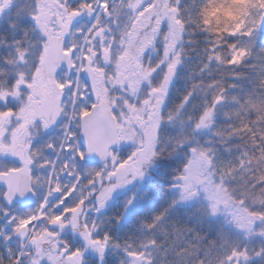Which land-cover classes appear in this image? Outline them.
Segmentation results:
<instances>
[{"label": "trees", "instance_id": "16d2710c", "mask_svg": "<svg viewBox=\"0 0 264 264\" xmlns=\"http://www.w3.org/2000/svg\"><path fill=\"white\" fill-rule=\"evenodd\" d=\"M170 1L179 9L178 18L185 25L170 56L172 60L179 53L180 63L161 108V131L155 141L153 160L147 166L149 178L141 187L119 195L99 211L100 240L105 235L109 239L96 263L129 264L135 253L149 256L146 264H264V24L260 21L264 11L257 6L259 0ZM33 7L14 6L0 15V91L13 90L20 76L36 80L34 65L40 33L30 23ZM213 10V23L206 25L204 13ZM236 24L243 25L245 31L251 30L252 37L239 32L233 37L221 31ZM160 34L163 38L166 32ZM230 45L248 51L242 62L224 63L231 58ZM18 49L30 55L26 62L17 57ZM215 53L221 59L209 60ZM165 73H155L154 85L162 82ZM111 83L105 80L107 86ZM190 92L192 95L184 102ZM109 93L113 95L112 91ZM218 94L222 99L214 104ZM13 99L7 104L1 101L0 112L13 107ZM209 107L213 108L211 121L197 128ZM194 152L209 157L217 188L227 196L229 207L224 209L233 210V214H225L221 206L212 211L203 202L186 203L173 197L178 192V178ZM7 163L0 168L7 167ZM14 166L19 164L9 167ZM95 167L100 170V165ZM0 205L10 209L2 199ZM14 208L32 211L31 206L17 204ZM235 214L241 216L240 224L234 220ZM241 230L248 232V240L238 235ZM66 235L65 241L71 244V234ZM16 241L19 248L24 247L23 240ZM233 242L241 251L238 259H223L230 257ZM32 257V251L23 253L24 264Z\"/></svg>", "mask_w": 264, "mask_h": 264}, {"label": "snow or ice", "instance_id": "6c2138e0", "mask_svg": "<svg viewBox=\"0 0 264 264\" xmlns=\"http://www.w3.org/2000/svg\"><path fill=\"white\" fill-rule=\"evenodd\" d=\"M176 3L178 4L179 0H176ZM97 6L104 10L105 15H110L112 9L115 7L109 4V0H79V3L75 6L72 5L69 0H39L32 9L33 17L30 23H34L35 30L40 33L39 47L37 49L36 63L34 65L36 74L39 75L40 72L39 64L41 57L48 54L50 50L53 52L52 58L55 61L53 67L58 66L61 62H65L69 69L68 75H71L73 70L77 73L72 80L58 81L54 78L52 69L49 70L50 74L48 79L49 84L52 86L51 91L53 97V107L50 111H39L32 107V105L38 103V101L35 100V96L38 94V88L36 87L35 81L24 83V76L17 78L16 84L13 86L14 90L9 89L0 91V101L7 104L10 96L17 100L20 99L21 93L19 87L21 85L30 90V94L27 95V102L21 101L19 109L8 107L6 111L0 112V154L10 155L20 162L19 166L0 168V183L4 185L3 190H0V199L11 204L17 197H24L28 193L34 194L33 185H38L40 178L33 175V166L39 169L46 167L51 169L46 180L48 193L44 199V203L39 206L37 213L29 214L25 218L12 216L8 220V223L16 221L13 230L16 234L23 236L28 232H33L31 243L36 246L37 250H39L40 245L46 241L52 243L54 254L48 255L49 264H84L83 251L80 248L71 247L66 241L60 240L59 232L51 231L49 228H45L40 232L33 231L35 225L41 221L46 222L48 225H58L60 228H64L65 223L71 225L72 229L83 237L88 247L94 248L103 256L109 237L105 235L103 240H96L93 238L97 225L92 223L91 227L89 226L86 219L87 214L84 211L86 203L94 198L96 201V211H99L104 208L105 202L109 199L113 190L121 183H127L125 176L129 172L133 176L142 177V165L150 163L151 157L155 154L152 151L153 145L151 143H139L125 159H121L118 153L111 152L110 148L113 143H117L125 138L133 141L134 144L137 143V137H139L140 141H143L144 130L147 126H151L156 133V138H159L161 128L156 125L161 117V108L166 96L168 84L174 74L176 65L180 63V55L176 53L175 57L168 63L167 72L159 87L152 89L154 94H161L154 105L156 111L149 114L148 125L143 121L137 120V123L140 125V130L133 133L131 131V129L135 127V124L132 123L133 117L124 111L118 113L115 106H113L110 117H106L101 111V106L105 101L94 88V77L85 81L82 85L79 75L81 72H88L91 77V69L88 67V64L91 62L92 57L97 54L94 51V47H90L88 52L85 53L82 49L79 52L77 51L78 45L75 41L71 46L67 47L63 46L62 43V38L69 31L73 18L84 12H87L91 16ZM257 6L264 9V0H259ZM129 7L135 9L137 5L131 3L130 0ZM149 7H151V5L144 3L140 4L137 10L143 13L146 12ZM167 7L172 13V15L169 16L171 31L175 33L176 40H180L182 38L185 22L183 19L177 18L179 14L178 8L172 5H168ZM213 15L214 10L206 11L204 13L203 22L211 26L213 23ZM52 16H55L57 19L53 21L51 19ZM232 18L235 19V17ZM260 21L261 24H264V15L260 16ZM53 23L59 26V31H55L50 27ZM159 23L160 21L158 19L157 24L159 25ZM92 29H96L92 36V40L103 33L104 28L100 15H97L96 22L92 25V28L89 29V32H92ZM210 30L215 31V28H210ZM221 31H227L228 34L233 37L236 36L238 32L248 35L250 38L253 35L251 30L245 31L244 26L240 24H236L232 29H221ZM85 39L88 43H92L87 37H85ZM220 39L221 37L217 38V45H219ZM230 47L232 49L230 54L231 58L224 60L226 64L240 63L243 58L248 55L246 49H237L235 45H230ZM171 50L172 45L170 44L165 51V57H167L168 52ZM18 51L23 61L25 52L19 49ZM213 52H215V49H213ZM213 58L220 60L221 56L219 53H215V56H209V60ZM78 61L79 63H77ZM160 63H163V61ZM207 66L208 65H205L204 67ZM153 72H156L155 68L144 69L143 79L149 80V83H151L149 76L150 73ZM157 75H159V73H157ZM69 91L71 92L72 117H70L68 123L64 124V142L60 145L59 149H56V146L52 143L45 145L48 149L57 150L58 152L63 151L64 153H72L69 160L63 161L58 172L54 161L48 158L41 159V149L33 146L31 129L33 127H42L46 130L57 122L58 117L62 114H67L63 104L64 95ZM191 95L192 93L190 92L184 98V102H187ZM221 99L222 96L218 94L214 99V104ZM142 103L144 106H148L151 104V100L144 99ZM183 106L184 103H182L181 107ZM144 110L146 109H141V111ZM212 114V107L206 109L201 115L196 127L206 126L207 123L211 121ZM12 116L16 117L15 123L11 120ZM125 118L127 127L129 128L127 133H117L115 135L106 136L103 145L97 144L94 137V132L96 130L108 129L113 121L115 122V127L119 128L121 125L125 124ZM37 119L40 121L39 124L36 123ZM168 119L171 120L172 116H169ZM73 120L77 122L76 131H73L70 126ZM78 140L80 143H77ZM85 147L86 151L82 150ZM146 149L148 150V155L145 157L143 153ZM193 151L195 150L193 149ZM86 152L96 153L102 160H105L104 169L92 170L86 176H81L76 171V167L72 161L79 160L87 163L85 159ZM204 155V153H201V156ZM108 163L112 165L111 170H108ZM65 171L68 172V175L74 177V182L69 186L62 187L58 182L59 174ZM54 175L55 179H53ZM105 177L110 181L107 186L104 185ZM113 180H115V182H111ZM98 183L100 184L99 189H97ZM97 191L99 192L98 195L96 194ZM185 192L187 193V189H185ZM54 194H59V198L50 201L49 197H53ZM50 203L52 206L49 208ZM0 210L3 211L4 216L8 215L7 209ZM213 211H215V207H213ZM82 216L85 217L83 221L81 220ZM156 219L159 220L160 217H156ZM152 226L153 225H149V227ZM5 238L9 239L10 237ZM49 238H54L55 242H52ZM132 255L136 254L132 253ZM233 255H237V253H233ZM0 264H3V262L0 261ZM13 264H24L22 255L20 258L14 260ZM33 264H38V261H33Z\"/></svg>", "mask_w": 264, "mask_h": 264}, {"label": "rangeland", "instance_id": "374dc122", "mask_svg": "<svg viewBox=\"0 0 264 264\" xmlns=\"http://www.w3.org/2000/svg\"><path fill=\"white\" fill-rule=\"evenodd\" d=\"M133 1H135L137 8L133 9L131 15V13L128 12L130 0H115L112 4L113 6H115L113 8V15H118V19L120 16L122 18L120 19V21H118V25L114 27V30L103 31V33L100 36H96L94 40H92V36L95 33L96 29L92 31L90 36L89 29L91 28V25L95 22V18L97 17V15H100V10L103 11V9H101L100 7L97 8L95 18L94 12L92 14L93 18H91V16L87 12H84L81 15L74 17L71 21V25L69 28L71 34L70 40L65 42V44H67V46H71L72 43L75 41L78 45L77 51L79 52L82 49L85 53L88 52V49L90 47H94V51L97 54L92 57L91 62L88 64V67L91 69V77L88 72H81L79 74L81 78V83L83 85L85 81H88L90 78L94 77V88L103 97L104 101L110 102L109 100H111L112 107L115 106V109L118 113L124 111L133 117L132 123L135 124V127L132 128L131 131L133 133H136L140 130V125L137 123V120L143 121L146 125H148L149 114L154 113L156 111L154 105L161 93L154 94L152 92L153 88H158L160 85H154V75L160 70H164L165 72H167L168 63L171 61L170 56L172 55L174 47L177 44V40L176 36L173 35L175 33L172 32L170 28L169 16L172 15V13L167 7L168 5H172L170 0H131V2ZM144 3L151 5V7H149L146 12L140 13L137 9L139 8L140 4ZM258 8L261 11V8ZM9 9L10 8L4 7V12L2 16H4V14ZM262 10L264 11V9ZM125 11H127L128 13H125L123 15V12ZM145 15H147V17H144V19L147 20V26L151 24L150 26L152 33L157 32V34L154 35L155 39L152 42L151 53L149 51L147 56L142 55L141 57H139V63L138 66H136V56L130 58L129 55L124 54L123 48L126 46L125 42L129 39L128 27L130 26V24L132 23V21L136 20L137 17H143ZM88 16H90V20H88ZM86 19L88 21L82 24L83 20ZM158 19L160 21L159 25L157 24ZM101 21L103 25L104 20L102 19ZM161 31L166 32L163 38L159 37V35H161ZM85 37H87L88 40H91L92 43H88ZM170 44L172 45V50L169 51L167 57H165V51L168 49V46ZM159 45H161L162 48H160ZM101 47L104 48L103 51H100ZM27 56L29 57L30 55L25 54V62ZM17 57H20V55H17ZM44 57L45 55L41 57L39 64V74L41 76H38V78H36V81L38 80L36 87L38 88L39 92L44 91L42 93L43 96L41 95L43 97V99L41 100L43 101V104H40V106H38L37 104L32 105V107L35 109L40 108L38 109L39 111H44V105L50 101V98H52V93H50L52 86L49 84V79L47 77L44 78L45 76H42L41 74L43 73L42 71H44ZM161 61H163V63H160ZM77 63H79V61ZM150 68L156 69V72L150 73L149 79L151 83H149V80L143 79L144 69ZM68 73V67H63L59 73L54 75V78L58 81H67L72 80L77 75L74 70L71 72V75H68ZM35 75L37 76V74ZM24 77V83H29L33 81L28 79L26 76ZM107 79H109L110 81L114 79V82H112V86H110V89L115 86L118 87V89L115 90V95L110 96V94H108L109 88L106 87L105 84V80ZM40 87L43 89H40ZM168 87L166 93L168 91ZM19 91L21 93V97L19 100L13 99L11 96L8 98L9 101H11L12 99L16 100V103L13 104V107H15L16 109H19V107L21 106V101L25 103L27 102V95L30 94V91L24 88L22 85L19 87ZM38 94L36 95V97L38 96ZM65 96H68L70 100L69 109L66 115V123H68L70 117H72L71 92L69 91L68 93H65ZM144 99L151 100V104L148 106H144L142 103ZM141 109L146 110L141 111ZM11 120L13 123H15L16 117L12 116ZM37 121H39V119H37ZM74 123L75 120H73L70 125L72 129H74L75 127ZM160 123L161 118L159 119L156 126L159 127ZM119 129V134L127 133L129 131V128L127 127V121L125 122V124L121 125ZM31 131L33 136V146L39 147L41 149V159L48 158L54 161L56 164L57 171L59 172L63 161L69 160L72 156V153H64L63 151L58 152L57 150L48 149L47 147H45V145L49 143V139L52 136V134L49 132L50 130L43 131L41 128L33 127ZM40 133H43V135H40ZM64 139L65 128L61 131L54 132L53 136L51 137L52 141H50V143L54 144L56 146V149H59L60 145L64 142ZM36 140L43 141L45 145L35 143ZM123 140V144L119 148L112 151L113 153H118L121 159L127 158V156L139 145V143H151L153 145L152 151H155L156 133L151 126H147L145 128L143 141H140L139 137H137V143L135 144L133 143V141L128 140L127 138ZM77 143H80L79 140L77 141ZM147 155L148 150L146 149L143 153V156L146 157ZM152 157L150 163L142 165V177L133 176L129 172L125 176L127 183H121L118 187L113 190L109 199L105 202V206L114 199H116L119 195L121 196L130 190H135L141 187L146 182V180H148L149 170L147 169V166L151 164L153 160ZM6 160H8L10 163H7ZM0 161V166H6V163L8 164L7 167L12 166L13 164H20L18 159L10 155L0 154ZM72 163L76 167V171L81 176H86L90 171L96 169L95 164L93 162L87 161V163H85L84 161L76 160L72 161ZM104 165L105 163H100V170L104 169ZM111 169L112 165L111 163H108V170ZM50 171L51 169L47 167L39 169L33 166V175L38 176L40 179L38 185H33L34 193L36 196V202L34 205L31 206L32 211L26 212L14 207V209H9L3 205H0V209L8 210L7 216H4L3 211L0 210V261H2L3 264H9L15 256H18V258H20L23 253H27L29 251L33 252V257L31 260H29L28 264H33V261H38V264H49L48 255L54 254L52 243L46 241L42 243L40 245L39 250H37L36 246L31 243L33 232H30V237L24 241V247L19 248V245L15 239L16 233H14L13 231L16 225V221L8 223V220L12 216L25 218L29 214L37 213L39 206L44 203V199L48 193V185L46 183V180L49 176ZM53 179H55V175L53 176ZM179 180L180 182L178 183V186H176L178 192H176V195L173 196L177 197L178 200L186 203H193L195 201L203 202L205 205L211 206V209H213V207H215V209H218L221 206L223 212L225 210L224 208L229 207L225 202L227 201L226 193L223 192L221 188H217V182L215 181L214 176L212 175L211 163L209 157L206 154L204 156H201V153L194 152L192 160L190 161L189 165L186 167L184 172L181 174ZM58 182L62 185V187L69 186L74 182V177L68 175V172L65 171L59 174ZM111 182H115V180ZM109 183L110 181L107 177H105V186H107ZM185 189H187V193L185 192ZM58 198L59 194H54L53 197H49V200L51 201L53 199ZM95 205L96 201L93 199L92 201H90V205H88V210H86L85 212L87 214L86 219L89 223V226L91 227L92 223H95V225H97V228L95 229L93 234V238L96 240H100V215L98 214L101 209L99 211H96ZM51 206L52 205L50 203L49 208ZM229 213L233 214V210L227 208L225 210V214ZM84 219L85 217L82 216L81 220L83 221ZM241 219V216L235 214L234 220H236L238 224L242 222ZM45 228H49L51 231L59 232V239L63 241H65V238H67L66 234H71V244L69 245L71 247H73L74 244L78 245L77 247L83 251L84 264L93 261L95 262V264H97L96 259H101L102 256L94 248L88 247L83 237L77 231L73 230L71 225L65 223V227L60 228L58 225H48L46 222L41 221L40 223L35 225L33 231L40 232L43 231ZM238 235H241L244 240H248L250 237L248 232L244 230H241ZM5 237L10 238L6 239ZM49 240L55 242L54 238H49ZM232 244L230 257L223 259H233L232 257H234V259H238L241 251L236 242H233ZM233 253H237V255H233ZM145 259H150V257L144 254H136L130 259L129 264H146ZM98 264H100V262ZM222 264H232V262L224 261Z\"/></svg>", "mask_w": 264, "mask_h": 264}, {"label": "flooded vegetation", "instance_id": "af4514ba", "mask_svg": "<svg viewBox=\"0 0 264 264\" xmlns=\"http://www.w3.org/2000/svg\"><path fill=\"white\" fill-rule=\"evenodd\" d=\"M114 1L115 0H109V4L112 5ZM38 2H39V0H0V5H2V6H0L1 7L0 14H2L4 12V10H3L4 7L11 8V7H14V6H23V5L34 6ZM69 2L72 5L75 6V5H77L79 3V0H69ZM131 3H135V1H133ZM97 8H98V6L95 8V11H94V15L95 16H94V18L96 17ZM128 8H129L128 12L131 13V15H132L133 8H130L129 6H128ZM128 12L127 11L123 12V15L125 13H128ZM32 17H33V14H32ZM100 17H101V20L102 19L104 20V24L102 25L103 28H104V31L114 30L115 29L114 27L118 25V21H120V19L122 18L120 16L119 19H118V15H113V9H112L110 15H105L104 14V10L103 11L100 10ZM144 17H147V15H145L143 17L139 16V17H137L136 20L132 21V23L128 27V30H129L128 38L129 39L125 42L126 46L123 48L124 54L129 55L130 58H133L134 56H136V60H137L136 61V66H138V63H139L138 62V60H139L138 58L139 57H141L142 55H146L147 56L149 51L151 53L152 42L155 39L154 35L157 34V32L152 33L151 26H150L151 24H149L147 26V20H145ZM91 18H93L92 15H91ZM51 19L53 21H55L57 18L55 16H52ZM88 20H90V16H88ZM88 20L87 19L83 20L82 24L87 22ZM95 22H96V18H95ZM34 27H35V25H34ZM50 27L53 28L55 31H59V26L57 24H55V23L51 24ZM92 31H94V29H92ZM90 34H91V32L89 33V36H90ZM70 35H71L70 31H68L63 36V38H62L63 46L67 47V44H65V42L70 40ZM173 35L175 36V34H173ZM116 46H117V41H116ZM103 50H104V48L101 47L100 51H103ZM51 53H53V52L50 50L48 54H51ZM48 54H46V55H48ZM108 54H110V53H108ZM42 72L43 73H41V74H42V76H45L44 78H46V77L48 78L49 77V74H47L45 72V70L42 71ZM53 75H55V74H53ZM38 76H41V75L40 74L37 75L36 78H38ZM97 77H98V75H97ZM37 81L35 80L36 84H37ZM112 81L114 82V79ZM40 89H43V88L40 87ZM117 89H118V87L115 86V87H112V90L109 88V91H112L113 95H115V90H117ZM43 92H39V90H38L39 94H38L37 97L35 96V100L38 101V103H37L38 106H40V104H43V101H41L43 99V97H42L43 96V94H42ZM50 93H52V91ZM23 94H24V92H23ZM108 94H110V93L108 92ZM109 101H110V104H111V100H109ZM69 104H70L69 97L64 95V104H63V106L66 108V113L68 112ZM44 107H45L44 111H50L51 110V108L53 107V97L50 98V101L48 103H46L44 105ZM36 109L38 110L40 108H36ZM66 115L67 114H62L60 117H58L57 122L55 124H53L48 129H46V130H50L49 132L52 134V136H53L54 132L61 131L62 129H64V124L66 123V118H67ZM37 123L39 124L40 121H37ZM76 123L77 122L75 121V123H74L75 127L73 129L74 131L77 130L76 129ZM40 128L43 131H46L42 127H40ZM40 135H43V133H40ZM51 137L49 139V143H50V141H52Z\"/></svg>", "mask_w": 264, "mask_h": 264}, {"label": "water", "instance_id": "95a60500", "mask_svg": "<svg viewBox=\"0 0 264 264\" xmlns=\"http://www.w3.org/2000/svg\"><path fill=\"white\" fill-rule=\"evenodd\" d=\"M53 57V53L48 54L45 56L44 60H43V66H44V70L47 74L49 73V70L52 69V74H56L59 73L62 69L63 66H67V64L65 62H61L58 66L53 67V65L55 64ZM101 111L103 112V114L106 117H110V114L112 113V107L111 105L105 101V103L101 106ZM119 133V128L115 127V122H111V126L108 129H98L94 132V137L97 141L98 145H103L105 142V138L106 136H111V135H115ZM124 140H120L117 143H113L111 145L110 151L112 152L113 149L119 148L122 144H123ZM85 151H86V147H85ZM86 161L89 162H93V163H105V160H102L100 158V156L96 153H87L86 152V157H85ZM0 187L4 188V185L2 183H0ZM3 202L9 206V207H13L17 204L21 205L22 207H28L30 205H34L36 202V196L35 193H28L26 194L24 197H17L14 199V201L11 204H8L6 201L3 200ZM30 236V232H28L27 234L21 236L19 234H15V237L18 239H23V240H27Z\"/></svg>", "mask_w": 264, "mask_h": 264}]
</instances>
